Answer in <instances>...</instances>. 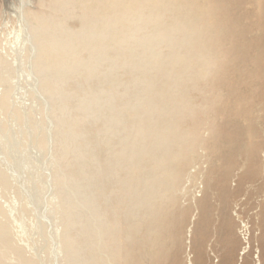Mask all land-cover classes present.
Wrapping results in <instances>:
<instances>
[{
  "label": "bare ground",
  "instance_id": "bare-ground-1",
  "mask_svg": "<svg viewBox=\"0 0 264 264\" xmlns=\"http://www.w3.org/2000/svg\"><path fill=\"white\" fill-rule=\"evenodd\" d=\"M5 2L15 24L0 23V264H181L190 211L177 218L168 204L183 174L203 189L205 146L215 155L190 229L202 252L211 189L227 201L239 159L248 177L261 167L264 0H48L46 11ZM15 41L56 108L58 217L43 219L49 139L14 99ZM226 209L221 264H235Z\"/></svg>",
  "mask_w": 264,
  "mask_h": 264
},
{
  "label": "rangeland",
  "instance_id": "rangeland-1",
  "mask_svg": "<svg viewBox=\"0 0 264 264\" xmlns=\"http://www.w3.org/2000/svg\"><path fill=\"white\" fill-rule=\"evenodd\" d=\"M3 3L5 5V0H0V23L6 18H10V24H15L13 16H3ZM31 3L33 11H46L48 8V0H31ZM2 43L6 45L4 39L0 41V44ZM22 44L23 46H30L27 40L23 41ZM13 46L15 48L13 52L14 60H16L15 67L12 65L14 69V99L17 104L31 107L36 118H42L41 126H43V132L47 133L49 139V148L47 150L43 149V219H48L52 210L54 215L58 217L60 211L53 204L56 198L52 181L57 167L55 156V152H57V143L55 142L56 121L53 115V109L56 108H54V103L42 96V92L38 89L40 87V77L36 74L34 65L27 59L30 50L28 48L27 50L24 49L17 41L13 42ZM73 107L74 104L70 103L68 109ZM59 112V109H57V113ZM72 115L78 117L79 114L73 113ZM203 150L206 151V154H203ZM196 152L201 157L196 164H201L199 169L201 174L199 171V175L203 177V181H201V186L204 185L203 189L198 188L197 192L194 193L195 183L192 186V182L187 180L186 175L183 174L182 180L175 192L172 193L171 201L168 204V211L175 213L177 218L182 216L183 210L188 209L190 211L187 224L182 231L181 264H221L225 247L220 244L221 230L218 227L223 219L221 213L223 206L227 208V215L233 222L234 232L239 241L235 264H243L242 260L246 257L249 258L250 264H264V218L262 215L264 205V151L260 155L261 167L257 177L246 176L247 167L239 159V164L233 168L229 177L228 191L232 195L227 201L223 198L220 186H214L211 189L210 201L214 208L212 210L214 223L211 234L203 246L202 252L205 259L201 258L202 252L196 248L190 229L195 226L200 213L199 200L207 189L208 172L212 166L211 156H214L215 153L209 154L205 146L198 147ZM192 164L190 166L193 167ZM244 170L245 173H243ZM243 177L244 182H242ZM199 190L202 191L199 192ZM200 193L202 195L198 196Z\"/></svg>",
  "mask_w": 264,
  "mask_h": 264
}]
</instances>
